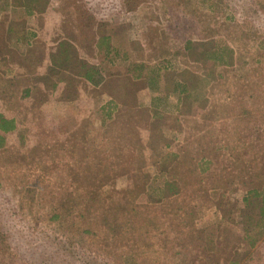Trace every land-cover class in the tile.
Listing matches in <instances>:
<instances>
[{"label":"rangeland","instance_id":"obj_1","mask_svg":"<svg viewBox=\"0 0 264 264\" xmlns=\"http://www.w3.org/2000/svg\"><path fill=\"white\" fill-rule=\"evenodd\" d=\"M0 110L23 122L0 147V264H264L238 222L264 176V0H0Z\"/></svg>","mask_w":264,"mask_h":264},{"label":"trees","instance_id":"obj_2","mask_svg":"<svg viewBox=\"0 0 264 264\" xmlns=\"http://www.w3.org/2000/svg\"><path fill=\"white\" fill-rule=\"evenodd\" d=\"M98 45H102V43H108L110 40V37L108 35H101L97 37ZM185 47L189 48L191 47V42L186 41ZM107 48V46L105 47ZM47 58L50 61L49 65L47 66L48 70L53 74V75H58L56 79H51L50 82V87L51 89H55L58 85V83L63 82L66 80V76L68 77L70 73H67L68 75H64V73L60 74L61 71H57V74H55V71H53L54 66L57 64H61L64 66V71H67L68 68L71 66V61H72V46L69 45L68 43H63V42H58L57 45H53L50 47V49H47ZM121 56H123V59L127 58L126 54L121 53ZM207 58H212L211 55H209ZM59 59L61 60L60 62ZM81 65V69L78 70V72L75 73V76L93 86L96 87L99 84H101L104 80L103 77H101L100 72L98 70V67L96 65H86V64H79ZM146 66L144 65V62L142 63H129L127 67V73L130 72V77L133 79H141L143 76V72ZM61 70V69H60ZM74 76V75H72ZM160 74L158 71H156V75H154V79H151L149 87H153L155 80L159 79ZM149 82V81H148ZM179 88L178 91L180 93L186 92L187 90V84L184 82L179 83ZM33 87H25L23 92L21 93V98H26L30 95L31 90ZM157 88V87H156ZM20 95V94H19ZM14 98V97H13ZM156 100L157 97H155ZM116 108L115 104L113 101H107L106 104L102 106V114L104 119L110 118L112 116L113 110ZM21 117L18 116L17 114L14 113H8L5 114V111L0 110V147L7 142V136L9 134L14 133L16 129L19 128V125L23 124L21 121ZM165 165V164H164ZM162 171H165V169L162 168ZM262 181H260V185H257L255 187H249L245 191V194L242 197V205L239 209L241 211L239 223L243 224L242 230H243V240L249 244L250 246H253L257 240L259 239L260 236L264 234V176L262 177ZM178 185V184H176ZM175 183L172 182L171 180L164 179L163 180V187L161 190L158 192L160 195L164 194L165 195H170L172 193L181 191L179 187H176ZM152 186V183H151ZM148 187V186H147ZM146 188H143V192L147 193L149 190ZM152 191L154 189H151ZM156 190V189H155ZM53 215L51 217H56V213H52ZM212 226V225H211ZM206 227L208 229L209 227ZM228 264H237L236 260H230Z\"/></svg>","mask_w":264,"mask_h":264}]
</instances>
